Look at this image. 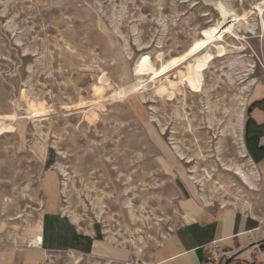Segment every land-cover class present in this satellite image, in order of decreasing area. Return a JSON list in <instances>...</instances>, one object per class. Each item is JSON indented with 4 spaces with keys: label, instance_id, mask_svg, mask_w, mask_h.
<instances>
[{
    "label": "rangeland",
    "instance_id": "374dc122",
    "mask_svg": "<svg viewBox=\"0 0 264 264\" xmlns=\"http://www.w3.org/2000/svg\"><path fill=\"white\" fill-rule=\"evenodd\" d=\"M216 21L226 53L214 54L199 93L179 83V94H158L159 84L177 80L174 69L154 80L134 72L140 53L156 66L181 55ZM208 46L214 52L215 44ZM101 75L114 87L145 81L121 101H102L88 125L83 110ZM248 78L257 84L242 89ZM263 83L264 0H0V114L17 115L11 132L0 135V263L21 264L28 254L41 256L39 264L145 262L179 223V192L189 183L199 189L189 181L193 165L200 176L209 170L206 193L245 195L223 164L249 168L230 123L239 100ZM22 91L47 104L43 119L27 116ZM216 182L226 190L210 192ZM54 200L68 220L63 207L78 215L69 221L79 232L104 239L106 229L115 233L119 242L104 243L117 251L102 244L90 254L32 251L29 238ZM99 206L104 213L97 215Z\"/></svg>",
    "mask_w": 264,
    "mask_h": 264
},
{
    "label": "crops",
    "instance_id": "0c3cea01",
    "mask_svg": "<svg viewBox=\"0 0 264 264\" xmlns=\"http://www.w3.org/2000/svg\"><path fill=\"white\" fill-rule=\"evenodd\" d=\"M246 103L239 131L242 153L249 166L245 169L250 175L248 181L239 179L246 194L221 201L209 191L206 193V183L200 188L189 179L199 189L189 183L190 188L179 192V223L141 264H264V83L250 93ZM60 211L57 200L45 205L40 220L44 232L42 247L31 248L32 251L68 249L90 254L100 249V244L117 251L110 243H104V238L79 232ZM214 240L223 253L218 261L209 262L206 248ZM100 255L108 260L115 257ZM41 261V256L28 254L21 264Z\"/></svg>",
    "mask_w": 264,
    "mask_h": 264
},
{
    "label": "bare ground",
    "instance_id": "6f19581e",
    "mask_svg": "<svg viewBox=\"0 0 264 264\" xmlns=\"http://www.w3.org/2000/svg\"><path fill=\"white\" fill-rule=\"evenodd\" d=\"M233 26H234V22H233ZM221 32H222L221 24L218 23L217 21L211 22L210 24L205 26L200 31L199 37L195 38L191 42L189 47L181 55H179V56L172 55L173 57H170L169 59H166V60H161V61H159L158 65L155 66L154 65L155 63L152 62L153 60L151 61V59L149 58L148 53L143 52V53H140L137 56V58L134 60L133 70L138 75H147L148 80H154V78L158 77L159 75L166 74L168 72H171V70L174 69L175 70L174 75H176L175 79H177V80L176 81L168 80V81H166L167 82L166 85L159 84L156 88V92L158 94L163 95L165 93L169 97H171L175 91H178L177 93L179 94V91H180V88L178 86L179 83H184L187 86V88L190 90V92H193V93L198 92L199 93V91L202 87L203 80H204V72L209 67V64L211 63L212 59H214V56H215L214 54H216V56H217L216 58H218V57L222 58V56L225 55V53H226V48L222 43L223 38L221 37ZM212 43L215 44L214 52L208 50V47H209L208 45H210ZM226 45H228V44H226ZM194 49H195V51H194ZM237 49L239 51L245 50L246 48H245L244 43H241V46ZM161 55H162V53H161ZM159 56L160 55H157V57H159ZM246 66H248V65H246ZM252 66H253V64L251 62L250 67H252ZM231 70H232V68H231ZM246 75H248V72H246L245 74H242L241 76H238V77L243 80V78L247 77ZM108 80L106 78V75L105 76L101 75L97 78L95 83H92V85H90L92 88L91 90L93 92V95L95 96V100L90 101L89 105L87 104L88 106H85V108L86 107H88V108L83 110V120L86 121L88 123V125H91V124L93 125L97 121V118L99 116V112L102 110L101 109L102 108V104H101L102 101H110V102L121 101L123 98H125L127 96L128 93L139 90L145 81V79L144 80L136 79V80L131 81L128 84L117 85L116 87H114L116 84L114 86H111V83H109ZM256 84H257V82L255 81L254 78H248L246 84H244L245 86H243L242 89H249V86H254ZM154 88H155V86H154ZM24 91L21 92V96L25 100L27 116H29L30 118H35V119H43L44 116L47 115V113L49 112V108L46 106L47 104H45L43 101H40L37 99H30V97L28 98ZM247 101H248V97L246 98L245 96H243L239 100L240 107H239L238 111H236L235 121L230 123L233 127V134L235 135V139H236V142L238 144V147H237L238 150L237 151L239 152L240 157H242L243 154H242V149H241L242 146L240 144V141H241L240 138L241 137L239 136L238 131L241 128V123H242V119H243V115H244V107H245V104ZM84 104L86 105V102L81 101V102H78L76 105H77V107L80 108V107H84ZM72 107H73V105L71 106V108ZM68 108H70V107H68ZM16 116H17L16 114H12V113L11 114H0V135H2L4 133H8L10 130L13 129V126L11 125L13 122L9 123V121L16 119ZM21 117H23V116H21ZM180 156H182V158H184L183 154H181V153H180ZM190 157H186L187 162L191 161ZM223 165H224L225 170L233 172L236 176H238V178L241 181H243L245 183L248 181V179L250 177L249 172L246 171L244 168H242V166L240 164L224 163ZM60 170L63 172V170L61 168H60ZM203 171H204L203 176H200L202 174H200V175L198 174L199 169L196 165L191 166L188 170L189 178L194 180L200 186V188H203L204 184L208 180L211 179L210 173L208 172L209 170L203 169ZM63 174L66 175L65 172ZM61 185H63V184H61ZM216 190H226L225 185H223L222 182H216V186L211 187L210 192L214 193V192H216ZM202 195L204 196L203 191H202ZM220 200L224 201L222 199H220ZM103 207L104 206H99V210L96 212L97 215H100L102 212L104 213V211L102 210ZM63 211L65 214H67V213L70 214V217H71L70 219L73 222H75V223L78 222L79 218H78V215L76 213L71 212L70 210L67 211L66 207H63ZM132 213H131V215H132ZM140 219H142V218H140ZM43 233L44 232H43L41 223L39 221L37 223V225L35 226L33 232H32L31 238H29L30 239L29 240V242H30L29 247L30 248L42 247V243H43V239H44ZM105 234H106L105 239L108 240L110 243L119 242L117 237H116V234L112 233L110 230L106 229ZM90 235H91V233H90ZM128 243L133 245L134 244L133 238H130L128 240ZM137 248L139 249V247H137ZM71 253H72L73 257L76 258L75 254L73 252H71Z\"/></svg>",
    "mask_w": 264,
    "mask_h": 264
},
{
    "label": "built area",
    "instance_id": "2783aa9c",
    "mask_svg": "<svg viewBox=\"0 0 264 264\" xmlns=\"http://www.w3.org/2000/svg\"><path fill=\"white\" fill-rule=\"evenodd\" d=\"M218 247H219L218 241L214 240L206 248L207 260L209 262H216L221 257L223 252L219 251Z\"/></svg>",
    "mask_w": 264,
    "mask_h": 264
},
{
    "label": "snow or ice",
    "instance_id": "6c2138e0",
    "mask_svg": "<svg viewBox=\"0 0 264 264\" xmlns=\"http://www.w3.org/2000/svg\"><path fill=\"white\" fill-rule=\"evenodd\" d=\"M199 47V46H198ZM194 51H195V49H194Z\"/></svg>",
    "mask_w": 264,
    "mask_h": 264
}]
</instances>
